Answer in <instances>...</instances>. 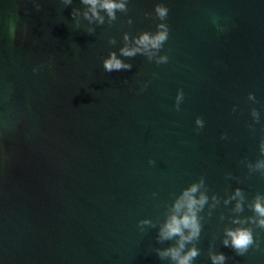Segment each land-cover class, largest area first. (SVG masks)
<instances>
[{
	"label": "water",
	"instance_id": "95a60500",
	"mask_svg": "<svg viewBox=\"0 0 264 264\" xmlns=\"http://www.w3.org/2000/svg\"><path fill=\"white\" fill-rule=\"evenodd\" d=\"M156 3L169 8V62L120 57L132 69L106 72L124 33L155 30L145 13ZM85 11L80 0H0V264H172L156 250L175 239L159 242L158 228L201 177L209 204L221 202L201 213L195 264H211L210 252L264 264V253L221 244L264 194V0H129L103 24ZM237 186L242 213L223 204ZM145 218L155 226L141 228ZM248 226L264 247V229Z\"/></svg>",
	"mask_w": 264,
	"mask_h": 264
},
{
	"label": "clouds",
	"instance_id": "9594fccd",
	"mask_svg": "<svg viewBox=\"0 0 264 264\" xmlns=\"http://www.w3.org/2000/svg\"><path fill=\"white\" fill-rule=\"evenodd\" d=\"M65 3L70 4L72 0H64ZM83 5L87 6V11L83 13L85 19L89 23L95 22L103 24L105 15L108 20L114 21L117 19V13H126L128 11L129 0H80ZM79 10L74 9L71 15H77ZM169 15V8L163 3H156L152 12L145 13L146 17L157 21L155 30L140 31L135 36H129L124 33V46L117 52H110L107 58L103 61V68L106 72L131 70L132 64L127 63L120 57H135L137 55L146 56L150 61L154 60L157 65L167 64L169 56L163 54V49L170 36V28L167 24ZM131 17H128L127 23H132ZM94 29H89V33ZM115 42L114 40L112 41ZM147 89L145 85L140 92ZM184 99V90L178 88L174 99V108L180 111L181 102ZM248 99L256 102L257 98L254 93H248ZM237 106L233 105L232 112L235 113ZM251 115L256 122H259L260 114L253 109ZM205 127V120L197 116L194 120V130L199 132ZM220 139H227V135L221 134ZM259 150L264 156V141L260 142ZM149 164H155V161L149 160ZM257 170H264V159L257 160L255 164ZM205 184V178L201 177L198 181L189 184L183 188L171 204L169 213L166 215L164 221L159 225L157 240L159 242L172 241L175 239V244L165 249H157L156 254L161 258H169L172 264H195L196 258L200 255V249L194 242L199 241L201 232L203 230L201 213L205 206L215 209L221 202L220 198L213 194L211 196L212 203L209 204V196L202 187ZM153 197L157 193H152ZM235 201V213H242L245 208L244 190L237 186L223 199L225 206ZM252 215L241 218L239 215L231 218V223L234 227L224 229L223 239L221 244L225 248L231 249L236 256H245L250 250L264 253V247L259 240L258 235L254 232L250 224H255L258 228L264 229V194H256L252 202L247 205ZM211 215V211L208 213ZM138 225L154 227L150 219H143L138 221ZM191 245V247H189ZM228 257L223 252H210L209 260L211 264H227Z\"/></svg>",
	"mask_w": 264,
	"mask_h": 264
}]
</instances>
